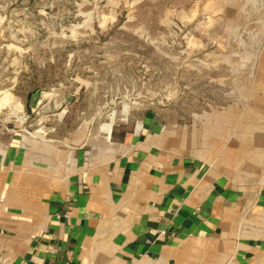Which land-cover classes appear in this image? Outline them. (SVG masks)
<instances>
[{"label":"rangeland","instance_id":"374dc122","mask_svg":"<svg viewBox=\"0 0 264 264\" xmlns=\"http://www.w3.org/2000/svg\"><path fill=\"white\" fill-rule=\"evenodd\" d=\"M145 111L264 170V0H0L1 138Z\"/></svg>","mask_w":264,"mask_h":264},{"label":"crops","instance_id":"0c3cea01","mask_svg":"<svg viewBox=\"0 0 264 264\" xmlns=\"http://www.w3.org/2000/svg\"><path fill=\"white\" fill-rule=\"evenodd\" d=\"M40 130L0 137V264H264V170L151 111Z\"/></svg>","mask_w":264,"mask_h":264}]
</instances>
